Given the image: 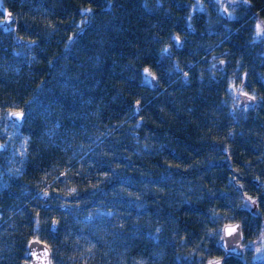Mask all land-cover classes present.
Segmentation results:
<instances>
[{
  "label": "trees",
  "instance_id": "16d2710c",
  "mask_svg": "<svg viewBox=\"0 0 264 264\" xmlns=\"http://www.w3.org/2000/svg\"><path fill=\"white\" fill-rule=\"evenodd\" d=\"M226 4L228 15L214 0H0V264H27L35 238L58 264H186L181 247L198 244L212 209L241 222L244 242L260 241L264 107L232 120L213 106L229 100L228 84L264 102V38L257 34L264 0ZM211 58L224 61L225 74L208 71ZM17 111L25 114L22 124L10 119ZM142 116V123L131 121ZM235 122L240 134L223 131ZM148 135L151 148L136 143ZM227 141L233 145L225 157ZM109 149L128 160L119 170H105L113 162ZM204 166L215 175L203 178L198 198L182 200L168 189L144 194V219L129 222L137 237L126 249L91 232H66L57 217L67 205L55 208L54 220L39 210L41 193L50 202L57 186L100 200L96 190L119 178L142 175L166 186L170 175L203 173ZM232 170L246 175L247 194L228 183ZM102 171L108 175L99 180ZM248 198L250 208L242 206ZM206 247L224 264H264L227 256L217 239Z\"/></svg>",
  "mask_w": 264,
  "mask_h": 264
},
{
  "label": "rangeland",
  "instance_id": "374dc122",
  "mask_svg": "<svg viewBox=\"0 0 264 264\" xmlns=\"http://www.w3.org/2000/svg\"><path fill=\"white\" fill-rule=\"evenodd\" d=\"M231 1L236 2L237 0ZM214 2L218 3L220 11L224 12L226 15L229 14V12L227 11V0H214ZM257 34L264 38L263 26L260 27ZM207 66L209 72H213L214 68H216L223 70L222 74H225V63L219 58H211ZM227 89L231 93L229 100L227 102H223L219 108L213 106L214 112L220 108H224L226 109L225 111L228 114L231 113L232 116L230 117L229 114V117L232 120H246V118L250 114H255L257 111L264 107L263 100L261 98H258L257 95L254 94V92H250V90L248 89L246 90L245 88L241 89L238 87H233V84H228ZM242 92L255 96L256 103L254 105H244L243 107H241L240 93ZM216 116L217 115L212 117L211 121V125H213L211 129L213 130H215V128L217 127L215 123H212L214 122ZM143 119L144 117L142 116L139 119L137 118L136 122L134 120L131 121L134 123H142ZM242 121H238L237 124L241 123ZM237 124L235 122L225 125V127H222L223 131L230 134L231 136L240 134L241 131H238L239 126ZM151 138V135H148L147 138L144 136L138 138L136 140V143H139L141 146L148 149L153 146V144L149 140ZM232 143L233 141H227L224 144L223 152L225 157H228L227 155L229 154L230 149L233 145ZM259 144L261 148L264 149V141L262 138L259 140V143H257V145ZM121 152L122 151L117 149H109L108 153H110V156L113 158V162L108 167H105L107 168L105 170H119L122 165L126 164L128 160H123L124 162L118 160L120 155L122 154ZM215 152L216 151L212 149V153L214 154ZM177 158H179V156ZM199 162L201 161L199 160ZM131 169L141 170L136 165H132ZM181 169L187 168L185 165H183L181 166ZM204 169H206L204 170L206 172L203 171L204 174L200 170H198L197 174L194 175H190L189 173L185 172L183 173L181 171L180 172L182 174H179L178 176L170 175L169 182L166 186L161 185V183L157 185L148 183L142 175H140V179L136 180L135 184L132 183L131 179L124 180L123 178H119L118 180L121 183L119 182L118 184H112L106 190L95 189L97 191L96 194L101 195L102 199L100 200L95 198L93 199L87 194L83 195L81 193H77V190L69 185H67L65 188H59L57 186L51 190L53 200L47 204L51 203L52 205L56 206H68V209L66 210L67 213L62 217H57V220H59V223L65 228L66 232L74 235H81L82 233L87 234L91 232V236H94L95 238L100 239L108 244H111V246H113L115 250H118L119 248L126 249L131 244V242H133L132 240L137 237L136 235H134L135 231L129 228V222H139L144 219L142 217L143 214L141 213V211L143 212L146 207L143 199L144 194L151 191L153 192V194L155 192L163 193L168 189L169 191L175 192L178 197L181 196L180 198L182 200L198 198L199 192L203 188V178L206 176V173L207 175H209L207 171L211 172L208 166H204ZM108 171L100 172L101 174L97 176L99 177L98 179L101 180L107 177ZM98 183L99 181H94L93 184L98 186ZM132 184H134L135 186L133 187ZM244 193L247 194L246 191H244ZM46 195H48V193H41V196L43 198L46 197ZM38 200L37 203L41 202ZM44 202H47V200L42 199V205H39V210L43 211L42 216L46 219L54 220L53 218H56L55 216H57L58 211L51 208H45V206L43 208ZM129 202L136 206V211H133V209L129 205ZM251 203V199L248 198L242 206L250 208L252 207ZM138 210L141 214L136 213ZM88 215L91 216L90 219L87 218ZM211 216L212 222L210 223L209 227H207V230L204 231V234L201 236L199 241H197V246L190 244L187 248L181 247L179 259L183 262H186V264H210L217 260L216 257L210 256L209 252H207L208 248L206 247V244L209 245L213 239H217L218 242H220L222 227L229 221L232 222V220H230L232 217L229 214H227V216L226 214L222 215L218 212V210L213 209L211 212ZM214 218H216V220ZM217 220H219V223L220 221L222 223L218 224ZM261 235V239L258 242H244V253L242 256L244 262L264 260V228L261 230ZM172 236L175 235L173 234ZM180 241L182 243L184 240L180 239ZM204 243L206 244L203 245ZM0 249H2V247H0ZM53 261L54 264H58L54 259ZM27 264H29L28 259Z\"/></svg>",
  "mask_w": 264,
  "mask_h": 264
},
{
  "label": "water",
  "instance_id": "95a60500",
  "mask_svg": "<svg viewBox=\"0 0 264 264\" xmlns=\"http://www.w3.org/2000/svg\"><path fill=\"white\" fill-rule=\"evenodd\" d=\"M14 18L11 14L6 15L5 24L10 25L13 22ZM18 42L20 43L21 40L18 39ZM255 102V98L251 95H248L246 93H242L240 95V106L243 107L244 105H252ZM13 113H22V116L18 119L16 116L12 115ZM10 114V119L17 123L22 124L25 120V114L22 111L13 112ZM134 114L136 116L140 115V103H136L134 107ZM1 120V118H0ZM5 150V145L0 142V153H2ZM238 174V172L234 171ZM44 200H47L46 197H44ZM66 205L62 206V210H66ZM45 208H50V204H46ZM237 227V231L235 233H232L231 235L225 234V228L226 227ZM244 244V237L242 232V224L239 221L230 222L225 224L222 227L221 232V239H220V245L224 249L227 256H234L241 258L244 253L243 249ZM27 259L29 261V264H54L53 256H52V250L50 246L38 239L35 238L31 240L27 247V253H26ZM219 261V264H224L225 257L218 258L214 262L210 264H215V262Z\"/></svg>",
  "mask_w": 264,
  "mask_h": 264
},
{
  "label": "flooded vegetation",
  "instance_id": "af4514ba",
  "mask_svg": "<svg viewBox=\"0 0 264 264\" xmlns=\"http://www.w3.org/2000/svg\"><path fill=\"white\" fill-rule=\"evenodd\" d=\"M211 170V172L209 171V175L211 174V175H213L214 173H215V169L213 168V169H210ZM183 171V173L184 172H187V170L185 171V170H182ZM213 173V174H212ZM204 174V173H203ZM210 175V176H211ZM215 175V174H214ZM185 176V175H184ZM206 176H207V173H206ZM205 176V177H206ZM135 176H133L131 179H133ZM136 178V177H135ZM230 179L231 180H229L228 179V183L230 184H234L235 185V187H236V191L237 192H239L240 194H243L244 193V191H245V184H246V182H247V179H246V175H244L243 174V172H242V170H238V174L237 173H235L233 170H232V172H231V175H230ZM133 181L134 182H136V179H133ZM241 183V184H240ZM162 184V183H161ZM163 185V184H162ZM132 186L134 187L135 185L134 184H132ZM150 193H153L152 191L150 192ZM243 197H244V199H246V197H245V195H242ZM57 206H52V208L51 209H55ZM145 208H147V206L145 207ZM149 209H150V207H149ZM90 215H88L87 216V218L88 219H90ZM231 220H232V218H231ZM235 221H237V220H232V222H235ZM241 223V222H240ZM222 257V256H221ZM221 257H219V258H221ZM218 259V258H217Z\"/></svg>",
  "mask_w": 264,
  "mask_h": 264
},
{
  "label": "snow or ice",
  "instance_id": "6c2138e0",
  "mask_svg": "<svg viewBox=\"0 0 264 264\" xmlns=\"http://www.w3.org/2000/svg\"><path fill=\"white\" fill-rule=\"evenodd\" d=\"M12 115L16 116L19 119L22 116V113H13ZM237 227L238 226L226 227L225 228V234L226 235H231L232 233H235L237 231ZM215 264H219V261L215 262Z\"/></svg>",
  "mask_w": 264,
  "mask_h": 264
},
{
  "label": "bare ground",
  "instance_id": "6f19581e",
  "mask_svg": "<svg viewBox=\"0 0 264 264\" xmlns=\"http://www.w3.org/2000/svg\"><path fill=\"white\" fill-rule=\"evenodd\" d=\"M47 203H49V202H47ZM52 206H53V205L50 203V208H52Z\"/></svg>",
  "mask_w": 264,
  "mask_h": 264
}]
</instances>
